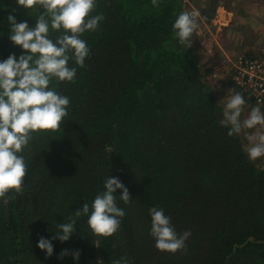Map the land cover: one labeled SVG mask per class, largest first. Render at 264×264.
<instances>
[{
  "label": "trees",
  "instance_id": "obj_1",
  "mask_svg": "<svg viewBox=\"0 0 264 264\" xmlns=\"http://www.w3.org/2000/svg\"><path fill=\"white\" fill-rule=\"evenodd\" d=\"M218 4L207 0L202 17L210 21ZM185 5L98 0L93 14L105 19L82 37L90 47L86 66L74 83L50 85L70 98L67 120L34 135L23 153L28 186L0 199V264H112L121 256L131 264H264V165L248 159L246 139L227 136L220 124L223 105L209 81L215 71L174 38L172 23ZM9 14L35 23L36 13L0 0V60L21 54L8 39ZM228 82L229 94L241 92L256 105ZM110 175L133 199L117 197L125 211L119 231L91 236L82 217L68 241H52L45 259L39 237L51 238L54 225L90 203ZM153 206L165 210L177 233L191 232L184 250L154 247ZM65 249L79 250V260L58 259Z\"/></svg>",
  "mask_w": 264,
  "mask_h": 264
},
{
  "label": "clouds",
  "instance_id": "obj_2",
  "mask_svg": "<svg viewBox=\"0 0 264 264\" xmlns=\"http://www.w3.org/2000/svg\"><path fill=\"white\" fill-rule=\"evenodd\" d=\"M161 0H150L152 7H159ZM18 7L28 10L35 23L18 22L14 15L7 16L8 39L21 49L0 60V199H11L23 194L28 184L24 178L29 163L23 155L34 135L61 128L67 120L70 98L61 94L56 83H74L77 70L84 68L90 56L85 33L98 30L105 19L96 11L98 0H15ZM198 10L181 11L172 23V31L178 45L189 49L193 35L199 29ZM53 33L55 38L53 39ZM223 102L220 124L227 129V136L243 133L247 141L245 152L250 161L264 157V110L259 104L251 106L246 117L242 113L246 99L241 92L233 91L221 99ZM117 190L120 194L117 195ZM117 197L124 204L131 198L128 188L115 176L103 180L102 189L91 202L69 213L65 222L56 223L51 238L40 236L36 247L45 253V259L53 255V240L64 243L77 232L76 225L87 217L88 234L96 237H112L119 231L125 216L118 207ZM150 226L148 235L154 247L161 252L175 254L186 248L191 232L177 233L170 216L159 206L148 209ZM71 255L74 261L80 257L79 250L61 251L58 259ZM112 264H131L126 256Z\"/></svg>",
  "mask_w": 264,
  "mask_h": 264
},
{
  "label": "crops",
  "instance_id": "obj_3",
  "mask_svg": "<svg viewBox=\"0 0 264 264\" xmlns=\"http://www.w3.org/2000/svg\"><path fill=\"white\" fill-rule=\"evenodd\" d=\"M206 1L203 0L202 5H198L194 0H187L185 10L199 11L201 6L206 5ZM199 23L191 47H195V52L196 47L199 48L198 57L202 66L216 71L228 57L253 54L257 50L264 37V0H233L229 3L219 0L211 20H206L200 14ZM246 106L251 105L247 103Z\"/></svg>",
  "mask_w": 264,
  "mask_h": 264
},
{
  "label": "built area",
  "instance_id": "obj_4",
  "mask_svg": "<svg viewBox=\"0 0 264 264\" xmlns=\"http://www.w3.org/2000/svg\"><path fill=\"white\" fill-rule=\"evenodd\" d=\"M217 70L209 78L216 92L222 89L219 81L228 77L227 80H230L236 89L248 93L256 105L264 108V37L253 54L228 57ZM215 87L221 89L217 90Z\"/></svg>",
  "mask_w": 264,
  "mask_h": 264
},
{
  "label": "rangeland",
  "instance_id": "obj_5",
  "mask_svg": "<svg viewBox=\"0 0 264 264\" xmlns=\"http://www.w3.org/2000/svg\"><path fill=\"white\" fill-rule=\"evenodd\" d=\"M195 1V3L196 4H198V5H202V3H203V0H194ZM228 3L229 2H232L233 0H226ZM245 3H246V1H244ZM200 11V10H199ZM200 24V23H199ZM202 30H204V28H202ZM248 31H250V30H248ZM195 35V34H194ZM194 35H193V38H194ZM196 35H197V33H196ZM193 40H195V38L193 39ZM193 44H194V41H193ZM192 44V45H193ZM197 48V51H196V53H197V55L199 56L200 55V50H199V48L198 47H196ZM194 50H196L195 49V47L193 48ZM228 79V77H225V78H223L222 80H220L219 82L222 84V89H221V87L219 88V87H215V89H217V90H220L221 89V91H217L218 92V95H219V98H220V102L222 103V105H223V102L221 101V99H223V97L224 96H227V95H229V92H230V90L232 91L233 90V88L231 87V85L230 84H228L229 82V80H227ZM227 82V83H226ZM226 83V85H224ZM227 91V92H226ZM251 105V104H250ZM252 106V105H251ZM251 106H249V107H245V110H244V112L242 113V119L244 118V117H246V115H247V113H248V111L250 110V108H251ZM241 137L243 138V139H245L244 138V136H243V133L241 134ZM245 142H246V140H245ZM247 143V142H246ZM257 160H260V162H259V164H261V165H264V157H261V158H258Z\"/></svg>",
  "mask_w": 264,
  "mask_h": 264
}]
</instances>
